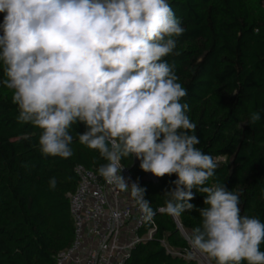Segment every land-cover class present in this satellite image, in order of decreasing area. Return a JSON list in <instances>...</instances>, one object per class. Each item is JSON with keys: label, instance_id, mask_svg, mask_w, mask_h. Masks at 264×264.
Returning a JSON list of instances; mask_svg holds the SVG:
<instances>
[{"label": "clouds", "instance_id": "9594fccd", "mask_svg": "<svg viewBox=\"0 0 264 264\" xmlns=\"http://www.w3.org/2000/svg\"><path fill=\"white\" fill-rule=\"evenodd\" d=\"M0 13V84L12 91L18 122L41 130L45 157L70 158L69 130L83 124L79 143L107 161L99 175L129 192L145 222L198 211L200 226L185 235L192 249L215 264H264V223L241 215L240 193L208 186L217 160L197 147L187 89L165 59L179 55L185 31L169 0H0ZM260 119L249 114L251 124ZM128 157L154 177L175 175L163 206L154 210L147 189L122 175ZM196 193L204 207L190 202Z\"/></svg>", "mask_w": 264, "mask_h": 264}, {"label": "trees", "instance_id": "16d2710c", "mask_svg": "<svg viewBox=\"0 0 264 264\" xmlns=\"http://www.w3.org/2000/svg\"><path fill=\"white\" fill-rule=\"evenodd\" d=\"M169 3L185 31L176 38L174 53L179 55L165 59L175 65L178 82L187 89L182 102L189 104L188 115L197 125V147L217 160L208 186L226 184L240 193L241 215L264 223V0ZM5 78L0 63V80ZM251 112L261 114L255 124L249 123ZM17 116L12 91L0 84V264H54V256L73 238L68 194L77 184L74 167L98 172L107 161L79 143L83 124L69 130L70 158L45 157L39 149L41 130L18 122ZM121 164L147 189L151 207L163 206V193L173 187L175 175L155 177L153 182L133 157ZM52 177L55 189L49 187ZM203 198L196 193L190 202L204 207ZM152 222L151 238L137 244L125 264H198L186 258L191 247L179 230L188 234L200 226L198 211H185L177 221L157 212ZM149 227L146 224L140 235Z\"/></svg>", "mask_w": 264, "mask_h": 264}, {"label": "built area", "instance_id": "2783aa9c", "mask_svg": "<svg viewBox=\"0 0 264 264\" xmlns=\"http://www.w3.org/2000/svg\"><path fill=\"white\" fill-rule=\"evenodd\" d=\"M134 161L139 166L140 161ZM74 174L76 188L68 194L73 238L54 256V264H125L134 247L151 238L154 223L142 219L129 192L107 184L98 172L78 165ZM145 174L148 180H156L151 173ZM122 175L129 183L135 182L125 167ZM146 224L150 227L140 235ZM179 230L185 237L180 226Z\"/></svg>", "mask_w": 264, "mask_h": 264}, {"label": "rangeland", "instance_id": "374dc122", "mask_svg": "<svg viewBox=\"0 0 264 264\" xmlns=\"http://www.w3.org/2000/svg\"><path fill=\"white\" fill-rule=\"evenodd\" d=\"M187 259H191L196 261L198 264H206V259L202 258L199 254L195 253L194 251H190L189 254L186 256Z\"/></svg>", "mask_w": 264, "mask_h": 264}, {"label": "water", "instance_id": "95a60500", "mask_svg": "<svg viewBox=\"0 0 264 264\" xmlns=\"http://www.w3.org/2000/svg\"><path fill=\"white\" fill-rule=\"evenodd\" d=\"M191 250L194 251L195 253L199 254L201 257H203V258L206 259V257H205L204 255H202L201 253H199L198 251H196V250H194V249H192V248H191ZM206 264H210V263L207 261V259H206Z\"/></svg>", "mask_w": 264, "mask_h": 264}, {"label": "bare ground", "instance_id": "6f19581e", "mask_svg": "<svg viewBox=\"0 0 264 264\" xmlns=\"http://www.w3.org/2000/svg\"><path fill=\"white\" fill-rule=\"evenodd\" d=\"M203 258V257H202ZM205 259V258H204Z\"/></svg>", "mask_w": 264, "mask_h": 264}]
</instances>
